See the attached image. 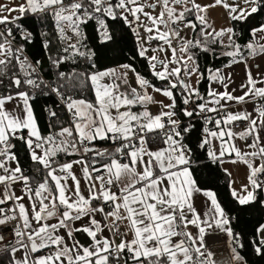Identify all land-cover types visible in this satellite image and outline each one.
Wrapping results in <instances>:
<instances>
[{"label":"snow or ice","instance_id":"obj_1","mask_svg":"<svg viewBox=\"0 0 264 264\" xmlns=\"http://www.w3.org/2000/svg\"><path fill=\"white\" fill-rule=\"evenodd\" d=\"M217 7L247 23L264 0H0V264H247L232 218L195 176L190 133L203 121L196 147L207 159L246 166L231 196L264 206V23L241 45L233 26L211 22ZM110 22L131 34L152 79L131 63L96 67L85 30L93 23L107 43ZM36 35L53 81L26 54ZM217 48L228 62L202 65ZM79 59L85 71H59ZM237 64L244 80L230 87ZM42 87L66 116L47 108L46 133L33 109ZM217 232L234 245L227 261L214 258ZM256 232L264 255V224Z\"/></svg>","mask_w":264,"mask_h":264},{"label":"trees","instance_id":"obj_2","mask_svg":"<svg viewBox=\"0 0 264 264\" xmlns=\"http://www.w3.org/2000/svg\"><path fill=\"white\" fill-rule=\"evenodd\" d=\"M110 23L112 25L110 31L113 33V40L107 43H101L97 31H95L93 27V23H90L89 27L85 30L89 37L87 43L96 53L94 57L96 67L103 70L105 68L117 67L120 64L131 63L138 72L152 79L148 72L146 62L135 54L134 40L131 34L125 29V35L122 39L119 22ZM261 23H264V13L254 14L247 23L231 21V26L239 33L237 42L241 45L249 42L252 39L250 35L251 26H259ZM28 26L31 30L32 25L29 24ZM37 31H39V29ZM219 51L220 49L217 48L216 55L209 54L207 57L202 56L200 59L201 64L213 68L223 67V65L228 62L229 58L219 56ZM26 53L30 59H33V63H35V60L41 61L40 70L45 80L53 81L56 79V72L58 70L50 66L42 47L41 38L38 35L26 46ZM73 69L76 72L85 71V61L79 59L78 65L66 62L61 65L59 71L71 73ZM154 83L159 84L158 81H154ZM206 87V82L202 81L200 85L202 93L205 92ZM75 94L78 95L79 93ZM47 108H53V110L57 111L60 120L66 119L62 106L59 104V100L55 93H52L48 88L42 87L35 93L33 109L37 118V123L45 133L49 130V123L51 120L46 111ZM193 123L195 124V129L190 133V139L196 159V163L193 167L197 180L202 187L209 188L216 192L217 199L221 202L222 207H224L229 217L232 218L231 227L235 233L239 234L240 243L243 245L242 248H238L237 250L245 258L247 264H264V255L256 254L251 243L257 236L256 229L258 226L264 224V206L259 203L250 206H241L235 201L231 196V188L229 187V180H231V177H226L223 167L218 163L210 162L206 157V153L196 147L201 136L202 123L199 120ZM20 155L24 156V153L21 152ZM28 163H30V161L25 159L26 166ZM261 195H264V193L258 192V198Z\"/></svg>","mask_w":264,"mask_h":264},{"label":"crops","instance_id":"obj_3","mask_svg":"<svg viewBox=\"0 0 264 264\" xmlns=\"http://www.w3.org/2000/svg\"><path fill=\"white\" fill-rule=\"evenodd\" d=\"M5 3L8 2V0H4ZM204 2L208 3L211 2V0H204ZM209 17L211 22H213L214 26L217 28L224 27V26H231V21L227 19V16L225 14L224 9L217 7L215 9H210L209 10ZM251 63V60L249 61ZM244 66L242 64H237L234 65L231 69H226V71H231L234 73L233 76V81L234 83L230 85V87H238V85L241 83V81L244 80V71H243ZM131 76V73L129 74ZM233 108L236 110H244V109H249L250 110V105H233ZM153 111H155V107L153 106L152 108ZM243 128V127H242ZM217 146H218V142ZM235 143L243 150H247V146L245 141L236 139ZM226 163L222 166L223 168H227L232 174L236 172L235 167L231 166L229 162V158H225ZM236 165V164H233ZM239 171V170H238ZM232 179V175H231ZM233 180V179H232ZM217 235L219 236V239L215 242L213 246V250L215 251V259L220 260V261H227L230 258V249L233 245L230 244L226 234L219 233L217 232ZM119 241V238L117 237V242Z\"/></svg>","mask_w":264,"mask_h":264},{"label":"rangeland","instance_id":"obj_4","mask_svg":"<svg viewBox=\"0 0 264 264\" xmlns=\"http://www.w3.org/2000/svg\"><path fill=\"white\" fill-rule=\"evenodd\" d=\"M158 99H162V97H157ZM231 166L235 167L236 172L232 174V179L234 183L232 184V187L239 188L242 184L246 183V166L242 163H237L236 165H233L231 162H229ZM239 170V171H238Z\"/></svg>","mask_w":264,"mask_h":264},{"label":"built area","instance_id":"obj_5","mask_svg":"<svg viewBox=\"0 0 264 264\" xmlns=\"http://www.w3.org/2000/svg\"><path fill=\"white\" fill-rule=\"evenodd\" d=\"M26 54H27V53H26ZM195 121H197V119L194 117L192 122H195ZM201 123H202V128H203V121H201ZM210 127H211V126H210ZM238 127L242 129L243 125H238ZM201 133H202V129H201ZM6 239H9V240H10V239H11V234H9V235L6 237Z\"/></svg>","mask_w":264,"mask_h":264}]
</instances>
